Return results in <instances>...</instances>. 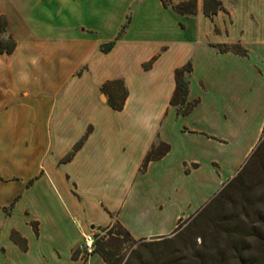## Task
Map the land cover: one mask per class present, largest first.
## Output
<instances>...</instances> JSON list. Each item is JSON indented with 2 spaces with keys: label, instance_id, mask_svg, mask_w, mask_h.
I'll list each match as a JSON object with an SVG mask.
<instances>
[{
  "label": "crops",
  "instance_id": "obj_1",
  "mask_svg": "<svg viewBox=\"0 0 264 264\" xmlns=\"http://www.w3.org/2000/svg\"><path fill=\"white\" fill-rule=\"evenodd\" d=\"M221 2L212 17L204 0L192 14L163 0H0L16 41L0 52V264H107L80 249L85 233L118 220L137 239L168 235L239 172L264 130V0ZM189 61L199 102L185 114L171 99ZM160 141L169 151L143 169Z\"/></svg>",
  "mask_w": 264,
  "mask_h": 264
},
{
  "label": "trees",
  "instance_id": "obj_2",
  "mask_svg": "<svg viewBox=\"0 0 264 264\" xmlns=\"http://www.w3.org/2000/svg\"><path fill=\"white\" fill-rule=\"evenodd\" d=\"M166 6L171 5L176 11L192 14L197 11V0H187L173 3L172 0H163ZM205 12L214 16L223 8L221 0H204ZM129 19L122 30L128 25ZM5 32V24L0 21V33ZM113 43H110L109 49ZM16 47L15 39L9 35L5 40L0 37V52H12ZM221 50H233L247 55V50L239 44L220 45ZM150 63H146L148 66ZM192 62L178 67L175 72L176 88L171 103L180 106L183 113H189L199 102V99L189 100ZM119 82V81H114ZM127 90L124 88L122 100H112L114 108L121 109L126 98ZM80 141L75 150L80 147ZM170 149V144L160 141L148 151L143 169L151 160L159 159ZM72 153L70 154V156ZM69 156V157H70ZM179 221L177 231L181 226ZM107 232L97 233L95 249L107 264H264V130L262 138L254 148L246 163L227 184L209 200L192 218L184 233L191 230H200L202 241L197 247L188 251L179 249L170 244L155 249H147L148 256L144 258L137 250L126 260L122 254L123 246L127 242H140L146 239H135L131 232L122 223L105 227ZM184 233L182 234L184 236ZM13 238L23 247L26 240L16 231ZM166 239V235L162 236ZM181 240L179 236L177 240ZM150 241L146 244H154ZM80 250L74 251V256ZM86 258V256H85Z\"/></svg>",
  "mask_w": 264,
  "mask_h": 264
},
{
  "label": "rangeland",
  "instance_id": "obj_3",
  "mask_svg": "<svg viewBox=\"0 0 264 264\" xmlns=\"http://www.w3.org/2000/svg\"><path fill=\"white\" fill-rule=\"evenodd\" d=\"M0 37H2L3 39L6 40L8 38V35L5 34V33H0ZM110 88H111V90L113 89L114 91L117 92L116 101L120 102V99H121V97L123 95V92H124L123 83L111 84ZM106 92H110V94L112 93L109 90H107ZM104 100H105V98H104ZM243 165H242V167H243ZM197 213H195V214H193V215H191V216H189V217H187L185 219H182L181 226H180L179 230L173 231L172 233L166 235V237H167L166 239H164L162 237L163 236L162 235V236H157V237L146 238L144 240V242L143 241L135 242V243H132L131 241L127 242L126 244H124V246H123L124 248L122 250V254L124 256V260L129 258L131 256V254L133 255V252L135 250H137V252L139 254H143V256L145 258V257L148 256L147 249H149V247L150 248L159 249V248L165 246V244H170V245H172L174 247H177L179 249H185L186 251H188L192 247H197L202 241V237H201L202 235H201L200 230L198 231V229H196V230L193 229L191 231H188V232L184 233L186 231V229H187V226H189V223L192 221V218ZM116 221H118V220H116ZM116 221L113 222V224L116 223ZM104 228L105 227L95 228V229H93V231H94L95 235H97V233L104 234V233L107 232V229H104ZM183 233H184V236L182 235ZM179 236H182L181 240H179V239L177 240V238ZM135 239H137V238H135ZM150 241H154V242H152L154 244H146V243H148Z\"/></svg>",
  "mask_w": 264,
  "mask_h": 264
},
{
  "label": "built area",
  "instance_id": "obj_4",
  "mask_svg": "<svg viewBox=\"0 0 264 264\" xmlns=\"http://www.w3.org/2000/svg\"><path fill=\"white\" fill-rule=\"evenodd\" d=\"M96 235L94 232H88L84 235V240L80 245V249L84 251L85 254H90L95 249Z\"/></svg>",
  "mask_w": 264,
  "mask_h": 264
}]
</instances>
